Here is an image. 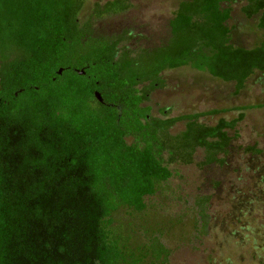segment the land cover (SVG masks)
Segmentation results:
<instances>
[{
	"label": "trees",
	"instance_id": "1",
	"mask_svg": "<svg viewBox=\"0 0 264 264\" xmlns=\"http://www.w3.org/2000/svg\"><path fill=\"white\" fill-rule=\"evenodd\" d=\"M232 1L181 0L167 41L132 49L126 34L93 36L78 19L83 0H0V264H168L157 233L130 247L113 214L144 212L169 163L227 152L242 112L205 125L198 113L156 117L146 100L163 71L184 65L236 92L264 72L263 45L230 43ZM127 7L107 1L93 15ZM241 12L264 34V0ZM179 120L184 130L170 134Z\"/></svg>",
	"mask_w": 264,
	"mask_h": 264
},
{
	"label": "rangeland",
	"instance_id": "2",
	"mask_svg": "<svg viewBox=\"0 0 264 264\" xmlns=\"http://www.w3.org/2000/svg\"><path fill=\"white\" fill-rule=\"evenodd\" d=\"M107 1L112 0H83L80 23L89 21L93 36L126 34L124 44L132 49H151L168 40V22L181 0H125L124 11L94 16L95 5ZM245 2L224 5L231 9L230 43L264 46L257 16L241 12ZM161 78L146 100L156 117L198 113L205 125L240 112L243 118L227 130L229 147L219 160L204 165L203 152L197 150L190 163H169L172 176L145 199V211L118 208L114 228L130 247L146 242L143 230L157 233L169 251L168 264H264V72L251 75L238 92L234 83L188 65L165 70ZM184 128L185 121L179 120L169 133Z\"/></svg>",
	"mask_w": 264,
	"mask_h": 264
},
{
	"label": "water",
	"instance_id": "3",
	"mask_svg": "<svg viewBox=\"0 0 264 264\" xmlns=\"http://www.w3.org/2000/svg\"><path fill=\"white\" fill-rule=\"evenodd\" d=\"M61 71H62V69H59L58 70V74H60ZM78 73L79 74H83L84 72L83 71H79ZM94 96L99 102H102V98H101L100 94L97 91L94 92Z\"/></svg>",
	"mask_w": 264,
	"mask_h": 264
}]
</instances>
